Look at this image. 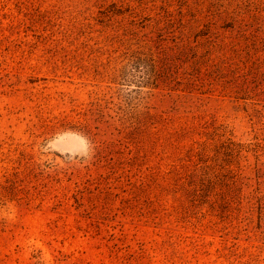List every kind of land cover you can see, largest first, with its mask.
Segmentation results:
<instances>
[{
    "label": "rangeland",
    "instance_id": "rangeland-1",
    "mask_svg": "<svg viewBox=\"0 0 264 264\" xmlns=\"http://www.w3.org/2000/svg\"><path fill=\"white\" fill-rule=\"evenodd\" d=\"M0 264H264V0H0Z\"/></svg>",
    "mask_w": 264,
    "mask_h": 264
}]
</instances>
